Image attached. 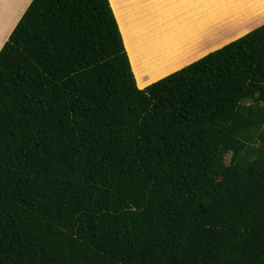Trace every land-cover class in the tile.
I'll return each mask as SVG.
<instances>
[{"label": "trees", "instance_id": "obj_1", "mask_svg": "<svg viewBox=\"0 0 264 264\" xmlns=\"http://www.w3.org/2000/svg\"><path fill=\"white\" fill-rule=\"evenodd\" d=\"M0 264H264V25L141 90L110 0H34L0 53Z\"/></svg>", "mask_w": 264, "mask_h": 264}, {"label": "crops", "instance_id": "obj_2", "mask_svg": "<svg viewBox=\"0 0 264 264\" xmlns=\"http://www.w3.org/2000/svg\"><path fill=\"white\" fill-rule=\"evenodd\" d=\"M33 1L0 0V53ZM110 2L141 90L264 25V0ZM7 27L8 33L3 36ZM179 31L182 38L173 41L172 36ZM154 40L160 45L165 41L169 44L155 49ZM155 75L158 76L146 83ZM140 78L145 83L141 84Z\"/></svg>", "mask_w": 264, "mask_h": 264}, {"label": "bare ground", "instance_id": "obj_3", "mask_svg": "<svg viewBox=\"0 0 264 264\" xmlns=\"http://www.w3.org/2000/svg\"><path fill=\"white\" fill-rule=\"evenodd\" d=\"M183 35V33L181 32V31H179L178 33H177V35H175V37L174 36H172V40L173 41H176L177 42V40H179V39H181L182 36ZM177 37V38H176ZM186 42V41H185ZM153 43V47L156 49L159 45H160V41L158 42V41H153L152 42ZM166 43H168L169 44V41H165L163 44H161L160 45V47H162V48H166V46H167V44ZM132 49H134V48H132ZM168 50V49H167ZM167 51H165L164 50V54L166 53ZM168 54V53H167ZM160 75H162V73L161 74H159V76ZM158 75H155V76H150L149 78H150V80H148V81H146V83H148V82H151L152 80H154V78H156ZM152 78V79H151ZM140 80H141V84L142 83H145L143 80H142V78H140Z\"/></svg>", "mask_w": 264, "mask_h": 264}, {"label": "rangeland", "instance_id": "obj_4", "mask_svg": "<svg viewBox=\"0 0 264 264\" xmlns=\"http://www.w3.org/2000/svg\"><path fill=\"white\" fill-rule=\"evenodd\" d=\"M253 146L258 147L259 144L256 143V144H253ZM226 161H227L228 164L230 163V161H231V155L227 156Z\"/></svg>", "mask_w": 264, "mask_h": 264}]
</instances>
